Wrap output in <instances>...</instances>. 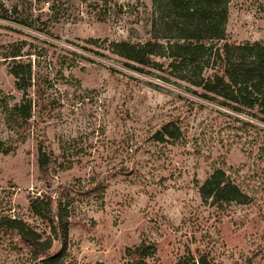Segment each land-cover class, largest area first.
Masks as SVG:
<instances>
[{"label":"rangeland","instance_id":"obj_1","mask_svg":"<svg viewBox=\"0 0 264 264\" xmlns=\"http://www.w3.org/2000/svg\"><path fill=\"white\" fill-rule=\"evenodd\" d=\"M52 1L0 0V140L13 148L0 154V219H20L47 237L30 201L73 200L63 264H125L141 244L147 264L200 255L264 264V117L192 84L198 77L165 48L176 27L167 25L164 0H59L56 16ZM226 7V41L264 43V0ZM149 41L158 45L144 65L118 55L120 42ZM19 47L31 62L26 92L4 61ZM23 93L32 110L22 140L3 105ZM166 124L179 129L178 140L155 139ZM38 147L51 156L46 177ZM218 168L245 204L200 196L198 186ZM61 247L53 239L48 253ZM36 263L14 230H0V264Z\"/></svg>","mask_w":264,"mask_h":264},{"label":"trees","instance_id":"obj_2","mask_svg":"<svg viewBox=\"0 0 264 264\" xmlns=\"http://www.w3.org/2000/svg\"><path fill=\"white\" fill-rule=\"evenodd\" d=\"M48 1L43 0L45 3ZM156 1L152 0L154 3ZM164 1L166 8L170 11L169 24L167 25L176 27L173 34L167 37L165 48L168 50L169 57L178 65L184 66L189 72L192 71L193 77H198V80L193 81L192 84L200 87L203 93L221 98L230 109L236 111L240 107L246 110L257 109L264 117V43L234 44L225 40L227 0ZM47 9L54 14L53 16H56L61 10L59 0H53ZM154 45L158 44L150 41L144 44L120 42L117 44L118 55L134 64L144 65L155 53ZM21 49L19 47L6 54L4 61H8L9 74L16 80L17 86L23 85L19 89L26 92L24 90L26 86L31 85V62L22 60L24 54ZM32 85L35 86L37 83ZM2 101L5 104L6 99L2 98ZM3 110L5 122L18 134L19 138L25 139V125L32 110L31 97L23 93L20 102L11 108L3 105ZM164 135L175 141L179 139L180 132L177 127L170 129V125L166 124L154 137L157 141L162 142L165 141ZM12 151V146L0 140L1 155H8ZM36 161L39 173L42 177H46L49 173L48 166L51 163L50 154L38 147ZM60 165L63 164H58V166ZM198 192L202 198H212L220 203L245 204L247 201V195L231 182L225 172L219 168L214 169L205 178L198 186ZM72 203L73 200H60V197L52 198L51 195H48L44 200L35 198L30 201L31 212L44 218L49 226L51 234L47 237L42 236L27 223L17 218H1L0 230H14L22 242L29 247L32 260L37 261L36 264H63L62 253L67 241L68 219L73 210ZM53 239L61 240L62 247L57 253L49 254ZM145 251L144 244L128 250L129 259L125 264H147ZM176 264L214 263H210L200 255L197 259L185 256L179 259Z\"/></svg>","mask_w":264,"mask_h":264}]
</instances>
